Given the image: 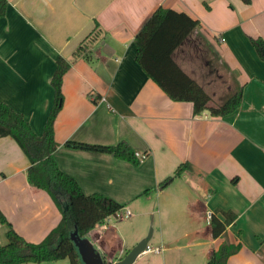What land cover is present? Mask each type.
<instances>
[{
  "label": "crops",
  "instance_id": "0c3cea01",
  "mask_svg": "<svg viewBox=\"0 0 264 264\" xmlns=\"http://www.w3.org/2000/svg\"><path fill=\"white\" fill-rule=\"evenodd\" d=\"M158 6L199 21L171 56L212 104L241 88L235 110L194 113L191 101L171 99L136 62L134 36ZM89 33L94 39L86 55L76 54ZM251 37L264 40V0H7L0 16V101L40 134L52 104L56 58L69 62L52 154L84 193L108 195L130 211L122 214L125 225L109 215L84 236L106 263L145 237L139 216L156 213L158 237L149 245L152 230L132 263L154 252L161 254L157 264H206L225 239L239 243L225 264H264V59ZM68 139L124 140L147 155L132 164L112 153L66 147ZM182 162L190 168L161 186ZM28 165L17 142L0 136V211L23 238L38 242L61 214L49 194L28 181ZM217 207L236 218L214 237L205 211ZM153 218L146 225H154ZM166 222L171 231L165 232ZM155 246L162 247L146 249Z\"/></svg>",
  "mask_w": 264,
  "mask_h": 264
},
{
  "label": "trees",
  "instance_id": "16d2710c",
  "mask_svg": "<svg viewBox=\"0 0 264 264\" xmlns=\"http://www.w3.org/2000/svg\"><path fill=\"white\" fill-rule=\"evenodd\" d=\"M6 3L7 0H0V16L5 11ZM198 25L197 19L184 12L163 6L156 7L134 36L135 60L171 99L191 101L194 113L208 110L211 115H224L239 106L241 88L237 87L220 103L212 104L210 95L171 56L174 48ZM85 38L76 47V54L86 55L88 43L94 39V34L89 33ZM250 41L258 55L264 59V40L261 37H251ZM55 62L50 79L53 99L42 132L37 134L20 112L0 101V136L9 135L17 142L29 161L26 168L28 181L49 194L61 216L58 223L40 241L30 242L14 230L0 211L4 237L3 243H0V264L39 263L65 257L69 264H84L71 235L84 237L96 223L102 222L122 207L121 203L108 195L84 193L77 181L58 167L53 157L52 153L57 146L53 125L63 101L62 76L69 67V62L62 56H58ZM64 145L112 153L132 164H138L142 160L134 155V149L124 140L114 144H100L68 139ZM189 168L188 162L179 163L173 173L159 184H167ZM212 212L211 234L216 237L225 233L226 226L234 221L236 213L221 207ZM238 247L239 243L232 244L224 239L206 264H225L228 256Z\"/></svg>",
  "mask_w": 264,
  "mask_h": 264
},
{
  "label": "water",
  "instance_id": "95a60500",
  "mask_svg": "<svg viewBox=\"0 0 264 264\" xmlns=\"http://www.w3.org/2000/svg\"><path fill=\"white\" fill-rule=\"evenodd\" d=\"M78 253L84 264H109L105 263L102 255L95 249L87 237H76L71 235ZM149 235L143 237L126 254L111 264H131L135 258L145 249Z\"/></svg>",
  "mask_w": 264,
  "mask_h": 264
},
{
  "label": "rangeland",
  "instance_id": "374dc122",
  "mask_svg": "<svg viewBox=\"0 0 264 264\" xmlns=\"http://www.w3.org/2000/svg\"><path fill=\"white\" fill-rule=\"evenodd\" d=\"M227 92L228 91L225 90V94ZM220 102L221 101H218V103H220ZM124 211H125V207L124 208H120L114 214L110 215L111 219L114 222H116V224H118V226L126 224V220L124 218H122V214H123ZM152 218L155 221V224L154 225H152V224L146 225V222H148V220H150ZM199 219H201L202 221H205V219H206L205 215H201ZM156 221H157L156 213H153V214L149 213V214H145L143 216L140 215L139 216V221H137V224L139 225V231L144 232L145 236H147V235L150 236V234L152 233V230L154 231V234L152 235L153 238L149 241V245H151V246L154 245V243H155L154 240L158 237ZM163 226H164V229L166 230L165 232H168V231L172 230L171 227H170V224L168 222H166V224H163ZM177 228H178V225L175 226L173 229L175 230ZM160 259H161V254L154 253V252H149V253L143 255L141 258H138V260H136V262H134L132 264H146V262H147V264H157V263H159Z\"/></svg>",
  "mask_w": 264,
  "mask_h": 264
},
{
  "label": "built area",
  "instance_id": "2783aa9c",
  "mask_svg": "<svg viewBox=\"0 0 264 264\" xmlns=\"http://www.w3.org/2000/svg\"><path fill=\"white\" fill-rule=\"evenodd\" d=\"M134 155L137 156L138 158L143 159V158H145V156H146L147 154H146L145 152L134 151ZM212 213H213V212H212V209H207V210L205 211V214H206V216H207L209 219L211 218ZM129 215H130V211H129L128 209H126L125 212H124V214H123V216H124V217H128ZM161 247H162V246H155V247H152V248L147 247L146 249H147V250L158 251V250H160Z\"/></svg>",
  "mask_w": 264,
  "mask_h": 264
}]
</instances>
